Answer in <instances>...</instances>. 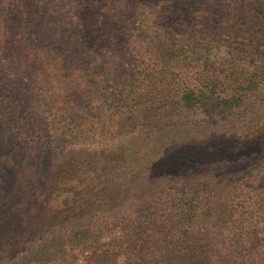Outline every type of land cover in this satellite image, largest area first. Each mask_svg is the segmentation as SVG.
Segmentation results:
<instances>
[{"label": "trees", "instance_id": "16d2710c", "mask_svg": "<svg viewBox=\"0 0 264 264\" xmlns=\"http://www.w3.org/2000/svg\"><path fill=\"white\" fill-rule=\"evenodd\" d=\"M262 90L264 0H0V264H264V120L142 187L122 145Z\"/></svg>", "mask_w": 264, "mask_h": 264}, {"label": "rangeland", "instance_id": "374dc122", "mask_svg": "<svg viewBox=\"0 0 264 264\" xmlns=\"http://www.w3.org/2000/svg\"><path fill=\"white\" fill-rule=\"evenodd\" d=\"M236 113L238 114H226V116L216 114L211 119L199 114L186 117L170 114L155 124L156 132L147 133V130L143 132L142 129H137L133 133L124 135L122 140L125 142H122V145L126 155L129 156L128 160L132 163V169L129 171L132 174L130 187L145 186L149 178L155 180L158 173L166 170L169 162H173L175 156L178 159L182 156L180 160L188 162L186 167L192 170L193 167L190 165L193 164L195 158L198 159L200 156L205 163L210 155H213L210 149L215 155L217 150L222 152L224 148L235 144L249 128H252L258 121L264 120V90ZM134 192L132 190L131 194L134 195ZM132 218L136 220V214H132ZM155 218L157 217L152 216L145 220L156 225ZM113 236L114 234L107 238ZM46 240H49L48 237L45 238L44 243L37 241L31 251V261L42 258L46 249L56 248L55 245H51V242L45 243ZM22 257L21 254H15L1 264H16L21 261Z\"/></svg>", "mask_w": 264, "mask_h": 264}]
</instances>
